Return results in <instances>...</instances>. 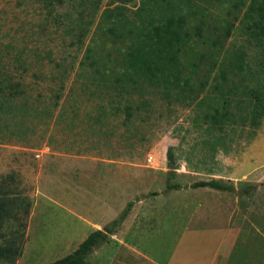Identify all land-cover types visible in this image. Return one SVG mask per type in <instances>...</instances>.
Returning <instances> with one entry per match:
<instances>
[{
	"label": "rangeland",
	"instance_id": "obj_1",
	"mask_svg": "<svg viewBox=\"0 0 264 264\" xmlns=\"http://www.w3.org/2000/svg\"><path fill=\"white\" fill-rule=\"evenodd\" d=\"M107 3L0 0V84L21 80L25 89L15 102L0 93V181L30 202L27 217L21 204L17 221L6 223V235L24 225L21 255L0 264L61 258L128 201L167 182L182 188L140 198L88 264H264V184L248 197L186 187L211 178L264 183V118L255 130L216 128L201 120L215 101L168 104L156 95L150 115L129 126L103 116L87 64L89 48L107 65L115 57L117 46L96 27ZM245 9L224 51L243 61L236 81L253 83L248 73L256 70L264 84V39L251 34ZM168 148L176 161L170 173Z\"/></svg>",
	"mask_w": 264,
	"mask_h": 264
},
{
	"label": "trees",
	"instance_id": "obj_2",
	"mask_svg": "<svg viewBox=\"0 0 264 264\" xmlns=\"http://www.w3.org/2000/svg\"><path fill=\"white\" fill-rule=\"evenodd\" d=\"M213 1L223 3V0H140L138 3L108 0L96 27L108 43L117 46L115 57L107 65L95 60L94 51L89 48L87 64L97 96L103 100L98 106L103 116L109 112L114 120L122 118V126H129L134 116L150 115L151 96L156 95L168 104L215 101L201 114L202 122L212 127L231 128L238 124L252 130L259 127L264 118V84L256 77L262 75L254 70L248 73L253 83L243 82L244 79L236 81L237 74L244 73L243 61L240 57L230 58L224 45L245 6L243 14L251 16L248 27L251 34L258 41L264 39V0H229L226 8L221 3L213 5ZM53 2L62 0H48V4ZM0 93L3 98L6 94L13 95L15 102L25 94V89L21 80L13 84L2 82ZM166 164L169 173L176 168L170 148L166 151ZM5 182L0 181V260L13 263L21 255L25 229L21 223L6 235V223L17 221L21 204L25 205L22 211L27 217L30 202L24 197L15 199ZM263 184L236 187L211 178L186 187L248 197ZM181 188L167 182L162 191L135 197L102 229L89 232L72 252L48 264H88L89 256L111 241L140 198Z\"/></svg>",
	"mask_w": 264,
	"mask_h": 264
},
{
	"label": "crops",
	"instance_id": "obj_3",
	"mask_svg": "<svg viewBox=\"0 0 264 264\" xmlns=\"http://www.w3.org/2000/svg\"><path fill=\"white\" fill-rule=\"evenodd\" d=\"M130 214V213H129ZM128 217V216H127ZM195 262V261H194ZM194 262H192V263H194ZM192 263H190V264H192ZM186 264H189V263H186Z\"/></svg>",
	"mask_w": 264,
	"mask_h": 264
}]
</instances>
